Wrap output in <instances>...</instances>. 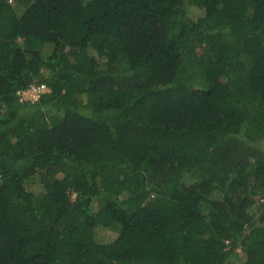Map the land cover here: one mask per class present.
<instances>
[{
  "label": "trees",
  "instance_id": "1",
  "mask_svg": "<svg viewBox=\"0 0 264 264\" xmlns=\"http://www.w3.org/2000/svg\"><path fill=\"white\" fill-rule=\"evenodd\" d=\"M0 264H264V0H0Z\"/></svg>",
  "mask_w": 264,
  "mask_h": 264
},
{
  "label": "built area",
  "instance_id": "2",
  "mask_svg": "<svg viewBox=\"0 0 264 264\" xmlns=\"http://www.w3.org/2000/svg\"><path fill=\"white\" fill-rule=\"evenodd\" d=\"M48 89L49 88L45 83L32 84L26 90L21 92V100L24 102H35L43 93L48 91Z\"/></svg>",
  "mask_w": 264,
  "mask_h": 264
},
{
  "label": "rangeland",
  "instance_id": "3",
  "mask_svg": "<svg viewBox=\"0 0 264 264\" xmlns=\"http://www.w3.org/2000/svg\"><path fill=\"white\" fill-rule=\"evenodd\" d=\"M111 236L112 237L115 236V233L107 230V231H101V234H100L99 238L101 239V241H105L108 238H110ZM236 257H238L240 259H244V255H243V253L240 250H238V252L236 254Z\"/></svg>",
  "mask_w": 264,
  "mask_h": 264
}]
</instances>
